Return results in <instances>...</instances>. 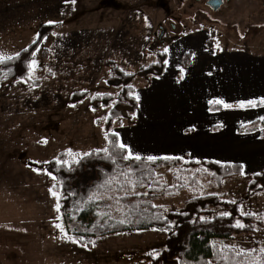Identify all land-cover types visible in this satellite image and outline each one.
Returning a JSON list of instances; mask_svg holds the SVG:
<instances>
[{
	"label": "rangeland",
	"instance_id": "1",
	"mask_svg": "<svg viewBox=\"0 0 264 264\" xmlns=\"http://www.w3.org/2000/svg\"><path fill=\"white\" fill-rule=\"evenodd\" d=\"M207 1L34 0L36 9L31 10L25 7L28 3H18L21 0L16 4L0 0V53L16 54L36 38L41 24L57 22L38 46L37 65L28 76L40 83L31 85L18 79L0 84V264H150L145 260L149 253L162 256L161 264H178L176 259L164 258L168 232L155 228L95 235L91 248L64 238L56 224L69 236L89 231L75 224L64 225L55 209L56 197L49 191L56 185L53 175L28 164L54 158L64 149L75 159L99 145L97 138L88 142L84 137L80 145L76 140L81 130L95 125L96 117L102 126L109 112V107L91 108L90 97L102 93L116 96L120 89L107 83L110 67L106 60L134 73L155 62L157 52L164 51L179 34L195 31L204 32L220 47L264 46V0H222L217 10ZM43 49L47 51L45 58ZM76 90L87 91V97L69 103L71 92ZM195 171L200 187L182 189L173 197L159 193L154 205L163 207L167 215L181 210L184 201L197 193L221 194L231 201L242 199L236 221L242 223V213H255V231L235 233L216 242L238 250L264 247V192L246 195L250 173L228 177L216 185L201 169L180 165L155 170L168 185L174 175L186 180ZM93 177L85 172L78 182L87 183ZM146 189L138 187L133 192L145 193ZM225 211L218 207L213 214Z\"/></svg>",
	"mask_w": 264,
	"mask_h": 264
},
{
	"label": "trees",
	"instance_id": "2",
	"mask_svg": "<svg viewBox=\"0 0 264 264\" xmlns=\"http://www.w3.org/2000/svg\"><path fill=\"white\" fill-rule=\"evenodd\" d=\"M55 27V24H41L38 32L40 41L38 44H28L21 49L20 57L14 60H5L0 64V84L24 79L31 85H38L39 80H30L27 72V64L30 62L31 53L35 51L45 37ZM207 46L213 47L214 43L207 39ZM27 49V52L24 51ZM12 56H15L12 55ZM47 56L43 49V57ZM190 57L185 52L181 57V65L186 66ZM165 52H157V60L147 66H142L137 72L127 73L123 71L113 60H106L110 67L107 83L114 87H120L116 96L110 93L94 94L89 99L91 108L109 107L107 120L103 123L104 133H109V140L116 138L111 136L113 123L120 118L130 117L136 110L135 89L132 81L136 75H161L164 71ZM11 69V72L8 69ZM131 85L132 87H127ZM87 91H72L68 99L69 103H77L85 99ZM96 98L93 99L92 97ZM259 105L261 102H256ZM223 106L220 103L211 102L210 109L218 110ZM248 107V106H247ZM264 117V116H263ZM240 132L259 130L264 135V120L261 118L242 124L237 128ZM107 140L105 147L109 148V154L114 151ZM104 147V148H105ZM118 151V150H116ZM77 158H71V153L64 149L58 152L56 157L42 162H29L33 169L44 170L55 177L54 190L60 196V215L65 226L75 224L78 228L88 229L85 235L73 232L81 245L92 247L91 237L95 235H107L121 233L128 230H147L150 228H167L168 235L165 240L164 258L176 259L178 264H243L247 259L237 255L238 249L233 247H221L217 244L218 238H229L235 233H253L258 222L256 215H241L244 227H235L236 217L240 215L239 203L242 199L227 200L221 194L208 193L196 194L187 198L183 208L171 211L167 215L163 207L154 205L159 193L166 197H173L182 189L200 187L201 183L197 171L189 175L186 180L180 175L173 176V183L168 185L155 170L168 166L170 168L183 166L201 169L204 176L221 185L223 180L242 173L239 163H221L213 160H183L179 158H159L148 160H123L122 151L115 157L116 163L105 158V153L90 149ZM94 175L87 183L78 182L85 173ZM122 173H126L122 174ZM112 179V183L105 184ZM103 185V186H102ZM147 186L145 193H134L138 187ZM264 192V172L253 173L247 183L246 195L251 196L258 192ZM92 199H89V197ZM224 208L231 213L229 216H221V213L213 214L214 208ZM206 217L201 220L200 217ZM123 220L124 223H120ZM171 221L175 223L172 224ZM262 224L264 226V214ZM80 237H83L81 240ZM258 249V248H257ZM145 260L150 264H161L163 257L146 254Z\"/></svg>",
	"mask_w": 264,
	"mask_h": 264
},
{
	"label": "crops",
	"instance_id": "3",
	"mask_svg": "<svg viewBox=\"0 0 264 264\" xmlns=\"http://www.w3.org/2000/svg\"><path fill=\"white\" fill-rule=\"evenodd\" d=\"M18 3L36 9L34 0ZM179 35L166 44L167 63L161 75L135 76L136 110L130 117L116 120L111 131L119 133V140L144 159L213 160L239 163L242 173L264 172V135L259 130H237L245 122L263 117L264 103L245 106V110L236 108L240 101L264 99V46L235 49L215 42L209 47L204 32ZM184 40L185 45L177 46ZM185 52L190 57L182 66ZM217 100L231 107L221 104V109H210V103ZM242 111L248 114L242 116ZM98 119L89 130H81L77 144L85 137L88 142L98 139L99 145L90 149L106 146L105 119L102 126Z\"/></svg>",
	"mask_w": 264,
	"mask_h": 264
},
{
	"label": "snow or ice",
	"instance_id": "4",
	"mask_svg": "<svg viewBox=\"0 0 264 264\" xmlns=\"http://www.w3.org/2000/svg\"><path fill=\"white\" fill-rule=\"evenodd\" d=\"M66 3H75V0H66ZM48 23L49 24H55L57 22L56 21H48ZM53 34L55 35V33H53ZM43 39L46 40L47 37H43ZM39 41H40V34L36 33V38L33 39L32 44H34V45L38 44ZM217 47H218V45H217ZM24 51L27 52V49H24ZM37 51H39V49H37L36 51H33L31 53V57H33V59H31L30 62L27 64L26 70H27L29 76H31L33 74L34 68L37 65V61L34 59L36 57ZM167 51H168V49L165 48L164 52L166 53ZM18 57H20V52H16L15 56H10V55H6L4 53H0V64H2L5 60L11 61V60L17 59ZM164 63H167V61H164ZM8 71L11 72V69L9 68ZM127 87L131 88L132 86L128 85ZM92 98L95 99L96 97L93 96ZM214 102L223 104V106L225 108L231 107V105L224 103L221 100H217ZM261 103H264V99L261 100ZM239 106L240 107H245V106L256 107L257 103L254 100L240 101ZM104 119L107 120V117H104ZM261 119L264 120V117H261ZM111 136L115 137L116 139L115 140H109V133H105V139L109 140V143L111 144L112 149L114 150V151H112L111 154H109V148H107V147L102 148V149H97V152L105 153L106 159L111 160L112 163L115 164L116 163L115 157L117 155H119V153L122 151L127 152V154L123 155V157H122L123 160H125V161H128L130 159H135V160L141 159L140 156L134 155L133 152L128 148V146L125 143H123L119 140V133L112 132ZM116 150H118V151H116ZM84 155L87 156V155H90V153H85ZM153 159H155V158L151 157V156L148 157V160H153ZM37 171H39V170H37ZM122 174L126 175V173H122ZM53 179H55L54 176H53ZM110 183H112L111 178H109V180L105 181V184H110ZM54 188H55V185H53V187L50 188L49 191H50V194L52 196L56 197L57 202L55 204V209L57 212H59L60 211V203H59L60 196L56 191L53 190ZM89 199H92V197L90 196ZM233 203H234V201H233ZM243 214H246L249 216L256 215L255 213H242V215ZM229 215H231V213H229L227 211L221 213V216H229ZM57 219H59V217H57ZM200 219L206 220L207 218L202 216V217H200ZM120 223H124V221L121 220ZM55 227L60 229L64 238L70 240L72 243H78L79 242L74 236H69L67 234V232L65 231V229L60 224H56ZM235 227L242 228V227H244V225L239 220H237L235 223ZM160 231H168V229L162 228V229H160ZM80 239L82 240L83 237H80ZM90 243H93V245H94V242L90 241ZM84 246L86 247L87 245H84ZM231 247L235 248L234 245H232ZM155 254L158 255V253H155ZM237 255H242V256L247 258L243 261V264H264V247H260L258 249L252 248V249H247V250H238Z\"/></svg>",
	"mask_w": 264,
	"mask_h": 264
},
{
	"label": "water",
	"instance_id": "5",
	"mask_svg": "<svg viewBox=\"0 0 264 264\" xmlns=\"http://www.w3.org/2000/svg\"><path fill=\"white\" fill-rule=\"evenodd\" d=\"M207 3L212 9L217 10L220 8L222 4V0H208ZM162 34H163V29L160 30L159 38H161Z\"/></svg>",
	"mask_w": 264,
	"mask_h": 264
}]
</instances>
